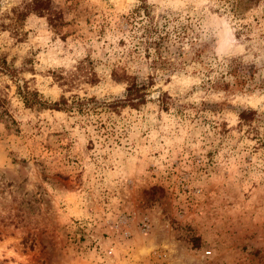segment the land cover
I'll use <instances>...</instances> for the list:
<instances>
[{
    "label": "rangeland",
    "instance_id": "1",
    "mask_svg": "<svg viewBox=\"0 0 264 264\" xmlns=\"http://www.w3.org/2000/svg\"><path fill=\"white\" fill-rule=\"evenodd\" d=\"M146 1L156 17L186 23L197 43L139 110L50 106L62 94L122 96L125 84L111 73L136 41L128 17L139 0H52L55 25L32 13L23 41L0 34L8 58L34 59L35 73L24 76L49 104L27 108L9 89L11 118L0 119V264H264V152L234 128L239 108L264 110V92L226 96L217 85L229 80L233 57L247 76L264 78V0ZM197 48L200 58L190 60ZM79 62L96 81L66 91L52 72ZM222 100L231 105L221 111L203 105Z\"/></svg>",
    "mask_w": 264,
    "mask_h": 264
},
{
    "label": "trees",
    "instance_id": "2",
    "mask_svg": "<svg viewBox=\"0 0 264 264\" xmlns=\"http://www.w3.org/2000/svg\"><path fill=\"white\" fill-rule=\"evenodd\" d=\"M152 6L146 0H139V3L131 11L128 17L132 25V33H135L136 41L127 48L126 53L129 58L125 65L117 64L112 70L111 76L118 82L125 84L122 96L113 99H97L95 97L80 96L73 93L69 97L61 95L58 101L50 104L52 108L64 110L71 113H89L90 111H112L118 112L121 108L129 107L139 110L147 101L149 90L154 84L165 78L168 81L169 75L186 64L188 57L185 47L188 45L191 51L194 49L196 39L193 38L190 28L186 23L178 20V25L171 24V18L166 15L158 17L152 11ZM52 0H0V34H7V37L14 42H21L24 39L26 31L24 30L26 18L34 13L41 16L48 15L51 25H55L52 16ZM138 31V32H137ZM139 33V34H136ZM124 44V41H121ZM190 52V51H189ZM188 54V53H187ZM201 55V49L193 51V57L190 60H198ZM17 57H7V52L0 51V119L11 118L9 105V89L15 86V96L27 108L40 110L49 105L45 102L40 92L30 85L33 78L26 79L25 73H35L34 59L29 56H21L20 62ZM129 61H138L136 68H130ZM146 64L145 70L143 65ZM241 61L237 57L230 59V66L227 72L229 80L224 78L217 85H221L225 95L229 96L236 90H250L258 88L264 92V78L255 81L252 75H246L241 70ZM85 65L79 62L75 70L66 73L53 71L54 80L60 86H65V90L76 87L80 82L94 83L96 76L93 71H86ZM89 72V73H88ZM167 76V77H165ZM211 83L208 79L204 83ZM163 107H166L170 99L166 93H162L157 98ZM212 110H220L222 106H230L226 100L214 103L203 102ZM207 108V107H206ZM237 123L234 128L241 137L248 138L253 142L251 146L253 151L261 150L264 152V110L258 108L246 107L239 108L237 111ZM225 126V124H224ZM231 128H224V131H230ZM27 237L21 241L23 246L27 245ZM32 249L33 241L28 244Z\"/></svg>",
    "mask_w": 264,
    "mask_h": 264
}]
</instances>
